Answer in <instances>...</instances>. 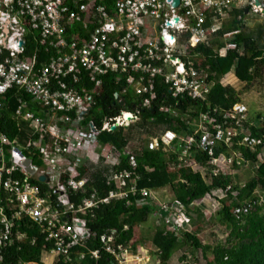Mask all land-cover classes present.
<instances>
[{
	"label": "built area",
	"instance_id": "2783aa9c",
	"mask_svg": "<svg viewBox=\"0 0 264 264\" xmlns=\"http://www.w3.org/2000/svg\"><path fill=\"white\" fill-rule=\"evenodd\" d=\"M104 1L0 0V117L6 95L14 92L19 105L13 116L28 124L29 135L20 143L0 130V249L12 242L13 220L25 219L39 228L52 246L50 252L70 261L72 249L90 236L80 215L113 198L126 200V205L152 204L164 234H177L191 224V215L177 201L159 202L147 189H141L137 196L136 154L127 145L121 151L110 143L99 146V137L113 127L137 121L139 108L151 109L157 97V79L168 86L174 99L205 102L214 82L208 80L202 57L194 48L212 47L219 57L229 50L241 51L235 42L226 41L236 31L218 36L238 0H178L176 6L174 0H114L111 11ZM252 7L255 13L261 12L264 0ZM79 23L83 32L75 29ZM28 35L35 46L32 54L24 56ZM216 40L224 41V47L219 49ZM81 71L90 74L88 88L76 87L81 84ZM109 73L115 75L116 83H124L122 95L130 94L133 101L140 99L138 107L133 104L131 111L105 115L97 106L93 96L102 91L98 76ZM122 95L115 93V99L125 104ZM24 96L30 97L46 117L32 110ZM169 112L177 117L174 111ZM247 113L241 102L226 110L208 107L197 114L186 137L167 130L152 137L147 147L155 150L162 143L165 149L176 140L183 141L180 166L191 167L195 164L189 154L192 148L212 156L222 145L230 153L212 158V173L216 175L222 171V162L238 167L244 163L239 153L231 151L235 144L250 149L261 144L251 135L253 123L243 128ZM186 124H190L187 119ZM235 138H239L237 142ZM28 155L37 156L42 165L36 166L38 172L32 176L38 180L39 176H49L53 192L41 194L37 185L27 181L32 177L23 165L30 160ZM121 155L128 158L131 169L111 173L106 198L96 200L92 192L81 196L78 205L69 201L68 191H85L88 164L103 158L106 164L118 165ZM15 172L23 173L25 181L13 179ZM64 174L66 178L60 180ZM247 211L243 206L234 213L238 216ZM116 234L115 229L103 233L100 244L117 264L149 263V259L137 257V251L117 243ZM16 239L23 241L25 235L17 232ZM91 256L98 258V250Z\"/></svg>",
	"mask_w": 264,
	"mask_h": 264
},
{
	"label": "trees",
	"instance_id": "16d2710c",
	"mask_svg": "<svg viewBox=\"0 0 264 264\" xmlns=\"http://www.w3.org/2000/svg\"><path fill=\"white\" fill-rule=\"evenodd\" d=\"M113 2L114 0L104 1L108 11L113 9ZM246 8L250 10L249 6L232 8L229 22L224 24L223 29L218 33V36H222L223 33L236 31L237 33L226 41L235 42L241 49L240 52L229 50L224 56L219 57L212 47L200 45L194 48V52L202 57V69L206 71L208 80L214 82L205 102L190 98L174 99L168 92V86L162 83L161 79H157L155 84L157 97L153 101L151 109L139 108L140 116L137 121L100 134L99 146L110 143L118 151L126 147L129 142L134 143L143 139L144 144L139 143L140 150H136V148L133 150L137 162V196L141 189H147L153 195V192L168 187L173 195L172 199L186 208L189 216L191 215V223L196 227L193 231L179 229L177 234L171 232L164 234L160 228H156L150 238V244L154 250V260L151 264H171L173 254L177 251H182V255L177 260L178 263L188 264L185 254L186 247L196 253L200 250L203 251V257H206L207 250H210L212 258L211 260L204 258V264H264V161L259 160L264 149V118L262 119L260 115L256 116L257 120L260 119L261 126H250L251 135L260 139L261 144L256 145L253 149L235 144L231 150L239 153L244 160V163L237 168L242 169L245 173H250L247 174L248 177L245 174L243 183H239L237 175L234 176L223 171L216 175L212 173L214 169V165L211 164L212 158L221 154L228 156L230 153L222 145L214 149L212 156L192 148L189 151L190 158L201 168V170L195 171L191 167L180 166L179 157L183 141L176 140L167 149L159 147L150 150L146 145L150 138L160 136L167 130L186 137V133L191 132L194 128L191 123L195 121L199 112L208 107L226 110L234 103L240 102L235 87L221 83V79L227 73H233L238 82L244 83L246 86L261 76L264 69V15L255 13L260 17V21L249 27L245 22ZM75 29L78 32H83L80 23L75 25ZM26 39L24 56H29L32 54L35 44L31 35H28ZM215 43L219 49L225 45L224 41L220 40H216ZM40 50L44 51L45 48L40 47ZM80 74L81 84L78 83L76 87L88 88L90 74L84 71H81ZM98 78L102 81V91L93 97L105 115L109 113L118 115L121 111H131L133 104L139 106L140 99L133 101L130 94L122 95L124 83H116L114 74L109 73L98 76ZM115 93L122 95L125 104H121L115 99ZM23 99L29 103L32 110L36 109L35 112H38L36 105L30 101V97L24 96ZM18 105L15 93L8 92L1 111L0 130L8 138L17 137L20 143H24L29 139L26 132L28 124L18 121L13 116ZM161 108H165V111L160 110ZM170 110L174 111L177 117L173 116L169 112ZM186 119L190 121L189 125L186 124ZM95 121L99 124L97 119ZM250 121L251 119H247L243 128ZM239 138H235L234 141L237 142ZM28 157L36 166H42L37 156L28 155ZM119 159V164L112 166L106 164L103 158L88 164L89 179L85 185V191H68L69 201L78 205L81 196H89L92 192L95 193L96 200L106 198L111 188L107 184L111 173L116 170L131 169L126 156L121 155ZM12 178L25 181L26 176L21 172H15ZM65 178L64 174L60 180ZM27 181L37 185L41 194L46 191L53 192L49 190L50 188L45 182H40L34 176ZM219 190L223 193L226 192L230 198L228 204L213 195V192ZM130 198L133 200L132 196ZM197 200L204 203L220 204V208L217 210V215L220 216L217 227L221 235L227 234V236L214 247L203 245L197 236L199 228L203 224V214L194 205ZM211 204L208 208L212 209ZM243 206L248 207V211L238 216L235 215L234 210ZM156 209L152 204L136 206L131 203L126 205V200L115 198L110 199L107 203L101 202L97 208L80 215V218L86 222L90 236L87 237L83 245L72 249L70 261L59 256L53 264H117L114 257L102 249L100 236L115 229L118 236L117 243L134 250L136 247V241H132L134 226L147 223ZM11 213L9 212V216ZM13 223L12 242L0 249V264H44L43 259L48 256L52 246L45 242V237L40 233L39 228L25 219L13 220ZM17 232L25 235L23 241L16 239ZM95 250L99 252L98 258L91 256V252ZM81 255L82 257H80ZM192 264L199 263L192 260Z\"/></svg>",
	"mask_w": 264,
	"mask_h": 264
},
{
	"label": "rangeland",
	"instance_id": "374dc122",
	"mask_svg": "<svg viewBox=\"0 0 264 264\" xmlns=\"http://www.w3.org/2000/svg\"><path fill=\"white\" fill-rule=\"evenodd\" d=\"M259 1H261V0H259ZM246 2H247V0H239L240 5L245 4ZM259 14L263 15L262 12H259ZM258 21H260V17L257 14H255V12L248 10L246 15H245L246 24L249 27H251V26H253L254 23H256ZM222 29H223V27L221 28V30ZM221 83L224 85L230 84L233 87H235V90L238 92L240 102L243 103L248 109L247 119H251L250 122L253 123V125L261 126V121H260V119L257 120L256 116L260 115V117L262 119L264 118V69L261 72V76L256 78L255 81H253L252 84H250L249 86H246L244 83L238 82L237 78L231 72L227 73L221 79ZM137 141H139V142H137ZM137 141H135L134 143L129 142L127 145L128 149L133 151L135 148L136 149L139 148V143H141L142 145L144 144L143 139H140ZM259 160H261V162L264 161V150H262V153L259 156ZM220 166L222 169L229 167V165L225 162L220 163ZM191 168L194 171L196 170L193 168V166H191ZM242 174L244 175V178L242 180H244L245 174H246V177H248L247 174H250V173H245L242 171ZM171 195H172V193L168 187H166V189L164 188V189H160V190L153 192V197H155L159 202H165V200H167V199L169 200V198L173 196V195L172 196ZM215 196H217L219 198V200H222V197H224L223 203H225V204L229 203L230 198H228V196L226 197V195H224L220 192H217L215 194ZM195 206H196V202H195ZM200 206L202 207V205H200ZM196 207H198V206H196ZM198 208H200V207H198ZM219 208H220V204L215 203V205L213 206L211 211L202 210V214H204L203 215V224H202L201 228H199L200 233H199L198 238L201 240L203 245L214 247L216 244H218V242L220 240H223L227 236V234L221 235L219 228L217 227V225L219 223L218 219L220 218V216L217 215V210ZM193 218H195V215H193ZM194 221L195 220H193V223H195ZM137 226L134 227V230H135L134 240L137 243L141 242L142 245H145L144 249L151 252L150 256L154 255V251L152 249L153 247L150 244V238H151V235H153L155 228H156L155 222L153 220H151V218L149 217V221L147 223H145L144 225H140V226L137 225ZM198 227H199V225H198ZM137 228H138V230H137ZM195 229H196V227L192 223L188 227L185 228V230H190V231H193ZM137 233H139V235H138L139 238L137 237ZM135 251H137V244L135 247ZM139 252H141V251H139ZM135 254H136V252L134 253V255ZM185 254L187 255L186 261L188 264H192V260H196L197 263H199V264H204L205 263L204 258L209 259V260H211V258H212V253L210 250H207V252L205 254L206 257H203V251L200 250L196 253V252L192 251L190 248L186 247L185 248ZM173 255L174 256L171 259V264H179L177 260L182 255V251H177ZM141 256L147 257V254H145V255L142 254ZM126 257H127V259H129V256L126 255Z\"/></svg>",
	"mask_w": 264,
	"mask_h": 264
},
{
	"label": "crops",
	"instance_id": "0c3cea01",
	"mask_svg": "<svg viewBox=\"0 0 264 264\" xmlns=\"http://www.w3.org/2000/svg\"><path fill=\"white\" fill-rule=\"evenodd\" d=\"M39 112V115L41 116V117H46L45 116V114H44V112H40V111H38ZM264 150V149H263ZM261 161V160H260ZM193 166V168L194 169H196V170H201V168L198 166V165H196V164H193L192 165ZM196 167V168H195ZM222 169V168H221ZM242 169H238L237 168V166L235 165V166H229L228 168H224V169H222V171L224 172V173H227V174H232V175H234V176H238L239 177V179H238V181H239V183H243L244 182V180H242L243 178H244V175L242 174V171H241ZM248 173V172H247ZM41 182H45V184L49 187V183L51 182L50 181V178H49V176H47V180H45V181H41ZM165 189H166V187H165ZM217 192H220V193H222L223 194V192L221 191V190H219V191H215V192H213V195L215 196V194L217 193ZM224 195H226V197L228 196L226 193L224 194ZM172 196V195H171ZM217 197V196H216ZM218 198V197H217ZM223 198L224 197H222V200H223ZM170 199H172V197H170L169 198V200ZM168 200V199H167ZM167 200H165V201H167ZM173 200V199H172ZM218 200H219V198H218ZM196 202V206H198V207H200L199 209H201V212H202V210H204V211H211L212 209L211 208H208V206H210V202H203V201H201V200H197V201H195ZM195 202H194V205H195ZM203 202V203H202ZM229 202H230V200H229ZM200 205H202V207L200 206ZM212 205V208H213V206L215 205V203L213 204H211ZM206 214V213H205ZM204 215V214H203ZM150 218H151V220H153L154 222H155V225H156V228H160L161 230H162V227H161V225L157 222V220H156V218H155V216L154 215H151L150 216ZM203 220V219H202ZM141 225V224H140ZM139 225V226H140ZM137 226V225H136ZM136 226H134V227H136ZM138 227V226H137ZM155 228V229H156ZM137 230H138V228H137ZM199 233H200V231H198V233H197V236H199ZM138 235H139V233H137V237H138ZM134 237H135V230H134ZM139 238V237H138ZM136 244H137V257H142L141 255L142 254H147V257H143L144 258V260L145 261H147L148 259L150 260L149 261V263H147V264H151V262L154 260V255H152V256H150L151 255V252L150 251H148V250H146V249H144V246L145 245H142V243L141 242H139V243H137L136 242ZM140 249V250H139ZM153 249V248H152ZM139 251H141V252H139ZM154 251V250H153ZM58 259V256L56 255V254H54L53 252H49L48 253V256L47 257H45L44 259H43V263L44 264H53V262H55L56 260ZM28 264H35V263H28Z\"/></svg>",
	"mask_w": 264,
	"mask_h": 264
},
{
	"label": "water",
	"instance_id": "95a60500",
	"mask_svg": "<svg viewBox=\"0 0 264 264\" xmlns=\"http://www.w3.org/2000/svg\"><path fill=\"white\" fill-rule=\"evenodd\" d=\"M252 0H248V2H251ZM253 2H254V6H259V0H253ZM178 4V0H174V3H173V5L174 6H176ZM245 12H247V10L245 11ZM262 13H263V15H264V11H262ZM177 19H175V21H176ZM23 43H24V40L22 39L21 41H20V45H23ZM121 104H123V102H121ZM128 121H132L133 120V118L132 117H130V116H128V118H126ZM115 128L113 127L112 128V130H114ZM25 167H26V169H27V171L29 172V174H35V172H36V167L35 166H31L30 165V161L29 160H26L25 162H24V164H23ZM45 180H47V176H44V175H42V176H39V181H45Z\"/></svg>",
	"mask_w": 264,
	"mask_h": 264
},
{
	"label": "clouds",
	"instance_id": "9594fccd",
	"mask_svg": "<svg viewBox=\"0 0 264 264\" xmlns=\"http://www.w3.org/2000/svg\"><path fill=\"white\" fill-rule=\"evenodd\" d=\"M252 5L254 6V2H253V0H252L251 2H248V0H247V2H246L245 4H242V5L239 4V0H238V6H241V7H243V6H246V7L249 6L250 11H253V7H252ZM259 5H260V1H259ZM238 6H237V7H238ZM246 10L248 11L247 8H246ZM262 11H264V10H262ZM262 11H261V12H262ZM253 12H254V11H253ZM245 13H247V12H245ZM124 126H126V125H124ZM112 131H113V130H112ZM156 137H157V136H156ZM150 139H151V138H150ZM146 145H147V143H146ZM159 147L164 148V147L162 146V143H160V146H159ZM167 148H168V147H167ZM167 148H165V149H167ZM137 149H138V148H137ZM137 149H136V150H137ZM157 149H158V148H157ZM132 152H133V151H132ZM27 160H29V159H27ZM30 160H31V159H30ZM30 160H29V161H30ZM31 162H32V161H30V165H31V166L33 165V166L36 167V165L33 164V163H31ZM37 167H39V166H37ZM37 167H36V169H37ZM26 170H27V169H26ZM37 172H38V170H36L35 174H30V175H31V176H32V175H36ZM28 173H29V172H28ZM40 182H41V181H40ZM170 200L172 201V199H170ZM167 201H168V200H167ZM191 222H192V221H191ZM132 241H135V240H134V231H133V239H132ZM134 250H135V249H134Z\"/></svg>",
	"mask_w": 264,
	"mask_h": 264
},
{
	"label": "bare ground",
	"instance_id": "6f19581e",
	"mask_svg": "<svg viewBox=\"0 0 264 264\" xmlns=\"http://www.w3.org/2000/svg\"><path fill=\"white\" fill-rule=\"evenodd\" d=\"M125 118H128V116H125Z\"/></svg>",
	"mask_w": 264,
	"mask_h": 264
}]
</instances>
